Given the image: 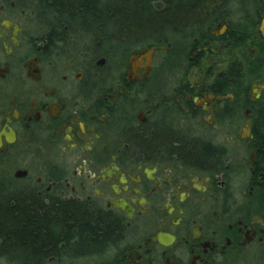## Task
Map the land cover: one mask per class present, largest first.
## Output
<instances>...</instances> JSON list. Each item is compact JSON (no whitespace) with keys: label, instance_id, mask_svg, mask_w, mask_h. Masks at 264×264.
<instances>
[{"label":"flooded vegetation","instance_id":"af4514ba","mask_svg":"<svg viewBox=\"0 0 264 264\" xmlns=\"http://www.w3.org/2000/svg\"><path fill=\"white\" fill-rule=\"evenodd\" d=\"M219 1L206 8L248 20L224 16L175 52L153 32L126 50L108 35L119 30L96 33L51 0H0V206L9 217L35 205L43 218L69 202L117 226L55 239L30 264H242L264 253V0ZM0 264H24L1 238Z\"/></svg>","mask_w":264,"mask_h":264},{"label":"trees","instance_id":"16d2710c","mask_svg":"<svg viewBox=\"0 0 264 264\" xmlns=\"http://www.w3.org/2000/svg\"><path fill=\"white\" fill-rule=\"evenodd\" d=\"M174 8L165 12H145L140 0H110L106 10L99 11L98 0H51L52 5L67 11L76 17V20L87 21L97 33L103 25L109 31L121 32L117 35L120 40L116 45L126 50L134 48L132 42L148 32L154 33V46H172L173 51L183 52L187 43L184 41L193 36L197 31L208 30L215 22L226 15L225 10H212L207 5L220 4L219 0H170ZM241 19L248 20L249 14H244ZM234 21V20H231ZM117 32V33H118ZM176 35L177 40L169 33ZM115 45V46H116ZM141 46V45H139ZM44 208L35 205L17 204L9 211L6 217L5 209L0 206V238L9 241L11 256L22 263H32L43 254L44 245L57 239L69 240L73 235L85 234L91 238L100 239V233L109 236L117 226L108 218L100 219L88 216L82 206L74 203L59 204L56 217L50 215L41 217ZM58 225L56 238L52 234L53 225Z\"/></svg>","mask_w":264,"mask_h":264},{"label":"rangeland","instance_id":"374dc122","mask_svg":"<svg viewBox=\"0 0 264 264\" xmlns=\"http://www.w3.org/2000/svg\"><path fill=\"white\" fill-rule=\"evenodd\" d=\"M245 13L238 11V10H233L226 12V15L229 16V20H234V21H238L239 19H241L244 16ZM169 35L171 37H174L175 40H177L178 37H176V35H174L173 33H169ZM193 36H191L190 38H192ZM172 66H170L171 69L176 68L177 66H174L173 64H171ZM242 264H264V253H262L260 256H257L255 258L251 257L247 262H244Z\"/></svg>","mask_w":264,"mask_h":264},{"label":"water","instance_id":"95a60500","mask_svg":"<svg viewBox=\"0 0 264 264\" xmlns=\"http://www.w3.org/2000/svg\"><path fill=\"white\" fill-rule=\"evenodd\" d=\"M162 49H164V48H162ZM155 52V50H152V51H150V52H147V57L149 58V59H151L152 58V56H153V53Z\"/></svg>","mask_w":264,"mask_h":264}]
</instances>
